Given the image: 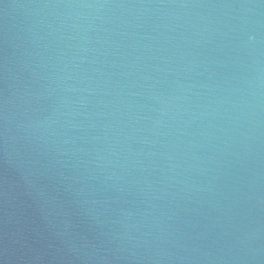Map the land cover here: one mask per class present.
<instances>
[{"label":"water","instance_id":"1","mask_svg":"<svg viewBox=\"0 0 264 264\" xmlns=\"http://www.w3.org/2000/svg\"><path fill=\"white\" fill-rule=\"evenodd\" d=\"M0 264H264V0H0Z\"/></svg>","mask_w":264,"mask_h":264}]
</instances>
